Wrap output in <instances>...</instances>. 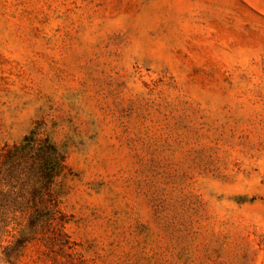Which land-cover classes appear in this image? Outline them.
I'll return each mask as SVG.
<instances>
[{"label":"rangeland","instance_id":"374dc122","mask_svg":"<svg viewBox=\"0 0 264 264\" xmlns=\"http://www.w3.org/2000/svg\"><path fill=\"white\" fill-rule=\"evenodd\" d=\"M31 134L14 264H264V0H0V171Z\"/></svg>","mask_w":264,"mask_h":264},{"label":"trees","instance_id":"16d2710c","mask_svg":"<svg viewBox=\"0 0 264 264\" xmlns=\"http://www.w3.org/2000/svg\"><path fill=\"white\" fill-rule=\"evenodd\" d=\"M11 153L8 168L0 171V264H14L23 255L26 246L37 238L41 230L40 213L43 211L37 209V201L45 189L37 183L44 180L49 188L59 170L57 148L48 141L40 146L33 134L13 147ZM19 213L28 214L27 223L20 228L14 242L4 245L3 238Z\"/></svg>","mask_w":264,"mask_h":264}]
</instances>
